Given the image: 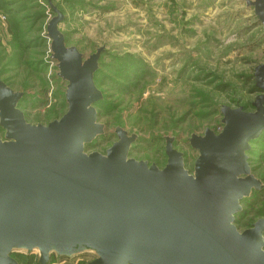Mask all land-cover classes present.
<instances>
[{
	"label": "water",
	"instance_id": "water-1",
	"mask_svg": "<svg viewBox=\"0 0 264 264\" xmlns=\"http://www.w3.org/2000/svg\"><path fill=\"white\" fill-rule=\"evenodd\" d=\"M264 27V0H246ZM56 12L48 23L52 60L67 82V111L48 124L26 120L24 93L0 80V264L13 252L92 253L87 264H264V218L240 231L242 201L261 189L250 165L251 141L264 131V64L253 111L223 106L222 130L193 134L199 152L190 173L167 137L164 167L129 156L137 136L116 129L105 154L86 147L105 134L94 81L105 47L88 58L67 46Z\"/></svg>",
	"mask_w": 264,
	"mask_h": 264
},
{
	"label": "rangeland",
	"instance_id": "rangeland-1",
	"mask_svg": "<svg viewBox=\"0 0 264 264\" xmlns=\"http://www.w3.org/2000/svg\"><path fill=\"white\" fill-rule=\"evenodd\" d=\"M50 1L64 13L58 27L67 46L77 47L84 59L105 47L96 84L103 94L98 120L106 130L86 147L88 153L105 154L120 127L137 136L131 158L164 167L171 137L193 173L199 152L190 137L206 129L220 132L223 106L249 105L253 111L264 27L246 0ZM55 16L48 0H0V79L24 93L19 108L33 124L46 125L66 110L67 82L57 76L47 38ZM257 151L250 165L264 180V145ZM242 209L235 218L240 231L264 218V196L242 202ZM39 254L15 253L19 264H37ZM95 258L84 253L52 264Z\"/></svg>",
	"mask_w": 264,
	"mask_h": 264
},
{
	"label": "trees",
	"instance_id": "trees-1",
	"mask_svg": "<svg viewBox=\"0 0 264 264\" xmlns=\"http://www.w3.org/2000/svg\"><path fill=\"white\" fill-rule=\"evenodd\" d=\"M49 1V4H50V6H51V4L53 5V3L50 1V0H48ZM53 6H55L57 9H58V7L56 6V5H53ZM10 8V7H9ZM52 9V8H51ZM10 10V11H9ZM53 10V9H52ZM59 11H61L60 9H58ZM54 11V10H53ZM8 15H10L11 14V9H8ZM55 12V11H54ZM62 12V11H61ZM63 13V12H62ZM55 14H56V12H55ZM64 14V13H63ZM105 52V51H104ZM104 52L101 54V57H100V59H99V67H98V69L96 70V72H95V74H94V81H95V84H96V79H97V75H98V73H99V68H100V66H101V59H102V57H103V54H104ZM115 59V61H116V58H114ZM113 59V60H114ZM132 77V76H131ZM105 78H106V76H105ZM107 79V78H106ZM1 80V79H0ZM1 81H3V80H1ZM139 81V80H138ZM8 86H9V84L7 83V81H4ZM96 86H97V84H96ZM97 88L100 90V88L97 86ZM252 92H258V93H260L259 92V90L257 89V87L256 86H253L252 87ZM65 94H66V90H65ZM64 101L66 102V110H65V112L67 111V101H66V97H65V95H64ZM20 103V102H19ZM252 104V103H251ZM251 104H250V106H251ZM103 105V97L95 104V107L96 108H100V106H102ZM244 107H245V109L247 110L248 109V107H249V105L248 106H245L244 105ZM97 111H98V109H97ZM64 112V113H65ZM63 113V114H64ZM98 113H99V111H98ZM62 114V115H63ZM61 115V116H62ZM60 116V117H61ZM99 116H100V113H99ZM59 119V118H58ZM223 127V126H222ZM191 138V137H190ZM167 139V138H166ZM173 139V138H172ZM174 140V139H173ZM175 142V141H174ZM189 143H190V139H189ZM251 149H250V151L248 152V155H249V161H250V163H251V161H253V159H255V158H259L258 156H257V154H255L256 153V150H258L257 152H259V149L264 145V131H263V133H262V135L260 136V137H258L257 139H254L253 141H251ZM89 146V145H88ZM190 146H191V144H190ZM174 147L176 148V146H175V143H174ZM192 147V146H191ZM195 150V149H194ZM196 151V150H195ZM181 152V151H180ZM183 155H185L184 153H183ZM256 160V159H255ZM184 162H185V156H184ZM252 165V164H251ZM252 167V166H251ZM252 169H253V167H252ZM253 170H255V169H253ZM259 179V178H258ZM261 180V179H260ZM262 181V188L261 189H253V191H252V194L249 196V197H246V198H244L243 199V201L242 202H246V201H251V200H253V199H257V198H260V197H263L264 196V180H261ZM241 202V203H242ZM243 210V209H242ZM240 213H243V211H241V212H239L238 214H240ZM236 218V217H235ZM260 219H263V218H260ZM237 220V219H236ZM259 220V219H258ZM255 223V222H254ZM253 223V224H254ZM253 224H252V226H253ZM252 226H250L249 228H251ZM249 228H247V229H249ZM247 229H245V230H247ZM244 231V230H243ZM17 252H19V251H17ZM15 253L16 252H13L12 253V257L16 260L17 258H16V255H15ZM62 257H68V256H57L56 254H52L51 256H50V258H49V261L46 263V264H52L53 263V259H55V258H58V259H61ZM39 260H37V264H41L40 263V254H39V258H38ZM57 260V259H56ZM17 262H19V259H17L16 260ZM91 261V260H90ZM89 261H86V262H84L83 264H87ZM19 264V263H18Z\"/></svg>",
	"mask_w": 264,
	"mask_h": 264
}]
</instances>
